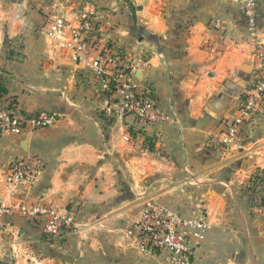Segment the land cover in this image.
<instances>
[{
  "label": "crops",
  "instance_id": "obj_1",
  "mask_svg": "<svg viewBox=\"0 0 264 264\" xmlns=\"http://www.w3.org/2000/svg\"><path fill=\"white\" fill-rule=\"evenodd\" d=\"M56 2L0 0L7 98L23 112L59 116L24 135L0 134V205L13 211L0 224V264H177L167 252L142 256L125 239L148 202L206 219L189 264H264V188L248 190L264 171V104L232 147L207 142L234 118L260 67L243 0H62L71 23L84 9L97 18L94 52L119 48L135 64L133 83L150 88L169 118L154 125L103 111L85 63L50 46L44 29ZM256 27L264 33V0ZM23 156L41 158L43 169L33 184L10 187L6 168ZM30 205L73 214L76 234L47 240L18 212Z\"/></svg>",
  "mask_w": 264,
  "mask_h": 264
},
{
  "label": "built area",
  "instance_id": "obj_2",
  "mask_svg": "<svg viewBox=\"0 0 264 264\" xmlns=\"http://www.w3.org/2000/svg\"><path fill=\"white\" fill-rule=\"evenodd\" d=\"M62 0H57V3ZM263 0H243L242 14L248 19V40L253 55L260 63L250 89L235 111L234 118L225 123L223 129L212 134L207 142L214 148L227 150L235 144L240 128L253 118L264 104V33L256 27V14ZM76 26L70 25L57 14L47 17L44 34L56 50L73 52V58L84 61L93 77V87L98 95L113 86L112 99L101 97L102 110L115 117H132L142 125H154L157 121H169L160 117L156 102L133 83L136 66L125 56H117L114 48L103 49L96 54L92 51L90 34L98 30L95 15L81 11ZM218 28V25H217ZM101 96V95H100ZM11 101V100H8ZM59 116L39 111L26 113L17 106L9 111L7 103L0 102V134L24 135L49 127L56 123ZM44 161L37 156H23L12 160L5 172V183L10 187L31 185L40 175ZM18 212L31 227L40 229L50 241L62 242L76 229L71 213H61L51 207L30 205L19 207ZM12 208L0 205V224L12 216ZM209 226L199 217L182 218L167 212L164 207L146 204L137 216L126 238L133 249L142 256L153 252H167L177 264H189L191 249L199 245ZM192 237V238H191Z\"/></svg>",
  "mask_w": 264,
  "mask_h": 264
},
{
  "label": "trees",
  "instance_id": "obj_3",
  "mask_svg": "<svg viewBox=\"0 0 264 264\" xmlns=\"http://www.w3.org/2000/svg\"><path fill=\"white\" fill-rule=\"evenodd\" d=\"M97 38V34L96 33H93V34H90L89 37H88V40L91 42L92 45H95V39ZM108 49H111V47L109 46ZM114 50L116 51L117 53V56H124L123 54V51L119 48H114ZM112 91H113V86L110 85L108 91H105V92H101L100 95L102 98H107L109 99L110 101H113L112 99ZM146 91V95L149 96L151 99H153L154 101L155 100V97L153 96L152 94V90L150 88H147L145 89ZM8 100H11V101H8ZM0 102H4V103H7V108L9 111L11 110H14L15 107L17 106L16 105V102L13 101L10 98H7V89H6V86L2 80V78L0 77ZM101 116L105 119V115L101 112ZM106 120V119H105ZM111 120L109 119V121L107 122V124H110ZM148 140V139H146ZM151 145L149 146V149L151 150ZM262 186L264 188V171L262 170H257L249 179V188L248 190L250 191H254L256 190V188L258 186ZM261 192V191H260ZM261 194H264V190H262V193ZM261 199H262V206H264V196L262 195L261 196Z\"/></svg>",
  "mask_w": 264,
  "mask_h": 264
},
{
  "label": "rangeland",
  "instance_id": "obj_4",
  "mask_svg": "<svg viewBox=\"0 0 264 264\" xmlns=\"http://www.w3.org/2000/svg\"><path fill=\"white\" fill-rule=\"evenodd\" d=\"M63 7H65V4L63 3V2H59V3H55V5H53V8H54V10L52 11V12H50L49 13V15H51V14H57V15H59V16H61L62 18H64L67 22H69L70 23V25H72V26H76L77 25V22H78V19H79V15L77 14V16H76V18H75V22H73V23H71L69 20H67L65 17H64V15L63 14H61L62 12H63ZM84 12L86 11V12H89V13H91L92 14V12L91 11H89V10H86V9H84L83 10ZM45 28H46V24H45ZM45 30V29H44ZM51 43V42H50ZM92 45V44H91ZM50 46H51V44H50ZM52 47V46H51ZM53 49H54V47H52ZM94 49H95V45H92V51L94 52ZM60 51V50H59ZM67 51H69L70 53H71V56H73V52L71 51V50H67ZM102 51V50H101ZM65 52V51H64ZM98 51H96V52H94V54H96ZM81 62H83V63H85V65L87 66V64H86V62H84V61H81ZM87 69H88V71H89V68L87 67ZM92 80H93V77H92ZM122 118V117H121ZM149 203H152V204H156L157 206L158 205H160V207L162 206V207H164L163 205H161V204H158V203H155V202H148V203H146V204H149ZM145 204V205H146ZM145 205H144V207H145ZM144 207H142L141 208V210H143L144 209ZM164 209L167 211V212H170V213H174L175 215H177V216H180V217H182L183 218V216L182 215H180V214H178V213H176V212H174V211H171V210H168L166 207H164ZM141 210H140V212H141ZM139 212V213H140ZM139 215V214H138ZM137 215V216H138ZM184 218H187V217H184ZM188 218H192V217H188ZM201 218H203L202 216H201ZM136 219H137V217L135 218V220H134V222L136 221ZM204 219V221H205V223L209 226V224L207 223V221H206V219L205 218H203ZM134 222H133V224H134ZM133 224L131 225V228H132V226H133ZM130 228V229H131ZM129 230V229H128ZM127 230V231H128ZM75 231H76V229H74V231H73V234L71 235V236H73L74 234H76L75 233ZM126 231V232H127ZM126 232H125V235H126ZM70 236V237H71ZM192 238V237H191ZM125 239L126 240H128L127 238H126V236H125ZM52 242V241H51ZM54 243H56V241H53ZM128 242H129V244H130V246H131V243H130V241L128 240ZM131 248L133 249V247L131 246ZM135 251V250H134ZM27 253H26V255H28V257H30V258H33V255H32V253H29L28 251H26ZM147 256H150V255H147ZM30 258H28V260L30 261ZM175 262H176V260H175ZM177 263V262H176Z\"/></svg>",
  "mask_w": 264,
  "mask_h": 264
},
{
  "label": "water",
  "instance_id": "obj_5",
  "mask_svg": "<svg viewBox=\"0 0 264 264\" xmlns=\"http://www.w3.org/2000/svg\"><path fill=\"white\" fill-rule=\"evenodd\" d=\"M136 76L138 77V74ZM24 232H25V230L20 231L19 234H18V237H20Z\"/></svg>",
  "mask_w": 264,
  "mask_h": 264
}]
</instances>
